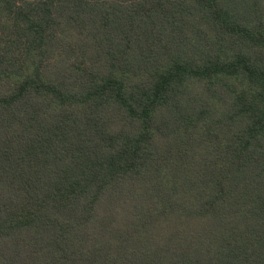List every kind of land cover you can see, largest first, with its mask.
Listing matches in <instances>:
<instances>
[{
	"label": "trees",
	"instance_id": "obj_1",
	"mask_svg": "<svg viewBox=\"0 0 264 264\" xmlns=\"http://www.w3.org/2000/svg\"><path fill=\"white\" fill-rule=\"evenodd\" d=\"M0 264H264V0H0Z\"/></svg>",
	"mask_w": 264,
	"mask_h": 264
}]
</instances>
